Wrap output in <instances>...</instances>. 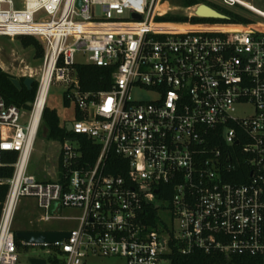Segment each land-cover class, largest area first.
Returning a JSON list of instances; mask_svg holds the SVG:
<instances>
[{
  "label": "built area",
  "instance_id": "1",
  "mask_svg": "<svg viewBox=\"0 0 264 264\" xmlns=\"http://www.w3.org/2000/svg\"><path fill=\"white\" fill-rule=\"evenodd\" d=\"M80 1L0 0V35H32L44 47L30 108L7 103L0 91V166L17 153L13 175L0 180L8 185L0 264L19 263L15 220L24 200L35 201L38 222H75L52 230L70 232L62 241L19 239L59 264H92L90 256L171 264L172 252L197 250L264 260V9L221 0L250 22L226 14L192 22L211 20L197 15L201 2L188 7L189 21L165 22L157 18L168 14V0ZM167 23L242 28L156 27ZM85 64L114 68L111 88L84 90ZM55 83L74 105L70 132L99 150L84 165L83 142L66 138L55 176L41 178L30 162Z\"/></svg>",
  "mask_w": 264,
  "mask_h": 264
},
{
  "label": "trees",
  "instance_id": "2",
  "mask_svg": "<svg viewBox=\"0 0 264 264\" xmlns=\"http://www.w3.org/2000/svg\"><path fill=\"white\" fill-rule=\"evenodd\" d=\"M173 3H178L185 7L193 6L195 4L205 2L203 0H172ZM197 10V9H196ZM200 15H211L210 12L204 10L199 11ZM229 16L228 22L233 23H248L250 19L240 13H224ZM159 21L165 22H187L189 17L181 14H166L157 18ZM213 20L200 19L193 17L192 22H209ZM166 29L177 28H190L188 24H167L163 25ZM223 28H232V26H222ZM25 47L34 46L37 49V55H43V49L39 41L32 35L18 36ZM114 68L112 67H99L92 64H85L78 66V72L81 80V84L84 90H109L112 84V73ZM12 75L5 71L0 66V91L6 102L9 104H15L19 107L29 109V102L34 100L37 84L35 83L32 90H29L25 85L19 90L11 81ZM22 81L24 79H21ZM66 106H70L67 100H64ZM78 117V111H76ZM70 121V120H69ZM43 125L46 128V138L51 141L63 142L66 138H76L80 142L82 141L83 147V160L84 165L92 164L95 162L98 155V146L92 141L87 140L80 135H74L67 130V122H62L58 111L47 104L43 113ZM17 153H9L4 158L3 164L0 166V180H5L13 175L14 168L12 163L16 160ZM114 161H117L116 156ZM110 172H121L115 168H111ZM162 189L160 188V191ZM8 192V185L0 183V218L2 213V206L5 201ZM161 193V192H160ZM39 231L40 229H22ZM17 243L20 244V240L16 238ZM171 264H264V260L261 257L246 256V255H230L226 256L220 252L206 253L200 250L194 251L190 254H181L178 251H174L170 254ZM47 264H59L58 259L55 257L48 258Z\"/></svg>",
  "mask_w": 264,
  "mask_h": 264
},
{
  "label": "rangeland",
  "instance_id": "3",
  "mask_svg": "<svg viewBox=\"0 0 264 264\" xmlns=\"http://www.w3.org/2000/svg\"><path fill=\"white\" fill-rule=\"evenodd\" d=\"M209 6L219 10L223 13H230L231 7L226 6L221 0H203ZM253 4L261 9H264V0H253ZM168 14H181L188 16L191 9L180 4L173 3L172 0H168ZM225 15V14H224ZM217 21L216 19H211ZM36 39L44 47L38 37ZM43 55H37V49L34 46L25 47L18 37L1 36L0 35V66L10 73L12 76L19 79L26 77L37 78L39 77L41 68L43 66ZM78 60L84 61V58L78 55ZM138 98H150L151 95L143 93V91L137 90L134 92ZM48 105L55 108L62 122H68L73 119L74 105L69 107L64 104V86L60 84H53L51 86L48 98ZM60 151V145L58 141H51L46 138V128L42 125L39 135L37 137L34 151L30 162V172L37 176L44 178L55 176L56 164ZM28 203H31L27 209L31 213L25 211V207ZM28 210V211H29ZM39 210L36 207L35 201H27L21 205L16 220L15 229H40V230H70L75 226L74 221L66 220H53L51 222H38L37 218ZM74 211L70 209H64V213L69 215ZM42 246L23 245L19 244V263L18 264H30L31 258H49V255ZM92 264H124V260L118 257L109 256H90L88 258Z\"/></svg>",
  "mask_w": 264,
  "mask_h": 264
},
{
  "label": "water",
  "instance_id": "4",
  "mask_svg": "<svg viewBox=\"0 0 264 264\" xmlns=\"http://www.w3.org/2000/svg\"><path fill=\"white\" fill-rule=\"evenodd\" d=\"M78 4H81V1L79 0ZM208 11L211 13L209 16H204L200 15L199 11ZM196 13L199 17L201 18H211V19H216V20H224L225 15L218 12L214 8L210 7L207 4H201L196 10ZM137 18L140 17L139 14L135 15ZM12 83L19 89L21 90L23 85H25L29 90L33 89V86L35 84V79L32 77H26L22 81L21 79L12 76L11 77ZM32 102H29V106H31ZM67 130L71 131L72 130V122L68 121L67 122ZM15 236L18 239H22L27 241L28 243H33V244H45V243H54L56 241H62L65 238L70 237V232L68 231H52V230H39V231H31V230H17L15 232ZM31 264H46L47 261L45 258H31L30 259Z\"/></svg>",
  "mask_w": 264,
  "mask_h": 264
},
{
  "label": "bare ground",
  "instance_id": "5",
  "mask_svg": "<svg viewBox=\"0 0 264 264\" xmlns=\"http://www.w3.org/2000/svg\"><path fill=\"white\" fill-rule=\"evenodd\" d=\"M168 5H166L167 7ZM207 16V15H204ZM167 24H179V25H185L183 23H167ZM167 24H160L157 25L156 27L158 29H163V30H170V31H185V30H189V29H222V30H239L242 27L238 26V25H228V24H218V25H208V26H193L188 24L189 26H191L190 28H177V29H166L165 27H163V25H167ZM222 26H232V28H223Z\"/></svg>",
  "mask_w": 264,
  "mask_h": 264
}]
</instances>
